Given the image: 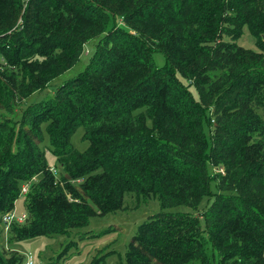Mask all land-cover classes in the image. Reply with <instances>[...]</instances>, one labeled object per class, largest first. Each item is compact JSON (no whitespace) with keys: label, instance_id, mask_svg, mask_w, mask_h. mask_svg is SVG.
<instances>
[{"label":"trees","instance_id":"obj_1","mask_svg":"<svg viewBox=\"0 0 264 264\" xmlns=\"http://www.w3.org/2000/svg\"><path fill=\"white\" fill-rule=\"evenodd\" d=\"M245 27L260 52L239 45ZM91 42L83 72L24 106ZM0 58V222L24 196L32 218L11 226L18 242L134 195L162 211L126 264H264V0H0ZM204 200L202 218L172 211ZM0 264L25 256L0 248Z\"/></svg>","mask_w":264,"mask_h":264},{"label":"rangeland","instance_id":"obj_2","mask_svg":"<svg viewBox=\"0 0 264 264\" xmlns=\"http://www.w3.org/2000/svg\"><path fill=\"white\" fill-rule=\"evenodd\" d=\"M238 43L244 48L260 52L256 46V40L251 36L247 27L244 28V35ZM93 46L92 42L89 43L82 59L72 69L54 79L44 91L31 95L24 106L53 98L60 86L83 72L89 56L92 54ZM162 61V58L158 56L157 62L163 64ZM20 112H22V108ZM19 115L17 114V119ZM83 134L84 129L78 128L73 136V144L80 151L89 147V142L83 140ZM35 141L38 142L37 139ZM40 148L46 153L52 170H56L59 174L58 161L51 152L52 148L49 145L48 137H45ZM37 180L38 178L34 179L33 183ZM80 183V181H75L74 185L79 187ZM24 197L18 200L15 213L17 217L25 218L21 225L29 227L32 218L28 220ZM124 202L121 211L110 215L98 214L91 219L87 227L75 229L67 236H56L54 239L42 237L18 242L11 232L6 235L4 232L3 234L0 232V248L8 254L17 253L19 256L31 253L34 256V264H126V253L132 244H137L134 237L138 227L150 216L159 214L162 209L159 200L155 197L145 200L129 195L125 197ZM207 208L208 202L204 200L197 209L179 207L172 211L189 212L197 218H202L201 215ZM1 230L3 231V225L0 222Z\"/></svg>","mask_w":264,"mask_h":264},{"label":"built area","instance_id":"obj_3","mask_svg":"<svg viewBox=\"0 0 264 264\" xmlns=\"http://www.w3.org/2000/svg\"><path fill=\"white\" fill-rule=\"evenodd\" d=\"M28 188V189H26ZM29 190V186L25 185L22 189L23 193H27ZM25 218H19L17 217L15 212L7 213L2 216L1 224L3 225V232L8 234L10 232V228L14 223H19L24 221ZM34 256L31 253L25 254V264H34Z\"/></svg>","mask_w":264,"mask_h":264}]
</instances>
